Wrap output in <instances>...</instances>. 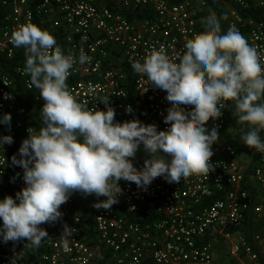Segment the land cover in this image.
Returning <instances> with one entry per match:
<instances>
[{
  "label": "built area",
  "instance_id": "2783aa9c",
  "mask_svg": "<svg viewBox=\"0 0 264 264\" xmlns=\"http://www.w3.org/2000/svg\"><path fill=\"white\" fill-rule=\"evenodd\" d=\"M0 0L4 15L0 25V56L13 60L12 70L0 63V116L10 113L11 128L0 124V136L11 135L12 144L0 145V199L25 187L23 169L12 163L28 136L39 127L24 102L22 90L43 102L39 90L30 87L24 75L25 50L14 47L11 34L31 20L42 29L58 34L57 43L71 51L77 63L67 84L78 100L89 108L105 109L110 98L116 120L138 118L145 124L164 123L170 103L167 93L150 85L131 67L155 46L164 44L170 55L184 53V44L202 31V11L207 0ZM224 3V32L235 26L254 45L264 60V0ZM81 50L90 60L79 63ZM264 66V65H262ZM40 106L38 117L41 122ZM131 105L133 112L128 113ZM218 126L220 138L211 158L215 170L209 176L193 175L180 183L156 178L147 190L120 181L123 195L111 210L93 205L105 197L72 194L61 205L63 217L44 224L49 236L39 248L24 246L26 240L4 243L0 239V264H263L264 260V153L254 148L239 151L233 144L234 129L228 125L226 109L206 127ZM264 138V137H262ZM12 150V151H11ZM146 153L137 152L134 164L142 168ZM17 173L19 175L17 176ZM15 178V179H13ZM247 184L262 198L253 205ZM249 213L254 230L244 231ZM72 227L68 250L63 249L64 223ZM3 221L0 219V225ZM257 226H263L257 230ZM217 243L224 245L225 262L219 261Z\"/></svg>",
  "mask_w": 264,
  "mask_h": 264
},
{
  "label": "clouds",
  "instance_id": "9594fccd",
  "mask_svg": "<svg viewBox=\"0 0 264 264\" xmlns=\"http://www.w3.org/2000/svg\"><path fill=\"white\" fill-rule=\"evenodd\" d=\"M221 19L226 17L215 12L202 18L203 31L186 40L180 56L160 44L142 61H130L135 73L167 93L170 107L164 123L169 127L164 130L138 118L116 120L110 98L101 100L106 110L89 108L66 82L76 55L65 53L50 31L31 20L13 30V46L25 50L23 74L44 104L42 127L28 128L19 157L12 156V163L23 169L26 186L15 197L0 199L4 243L26 240L24 246L39 248L49 236L41 225L61 220V205L75 192L105 197L93 206L111 210L123 195L121 180L146 191L159 177L171 184L209 176L215 170L212 146L220 134L218 126L209 130L206 124L218 120L224 109L231 110L237 124L246 125L241 141L264 153V60L235 26L224 32ZM89 60L81 50L79 63ZM126 111L133 112L131 105ZM11 120L10 113L0 116V124L9 128ZM12 143L11 135L0 136V145ZM141 146L146 158L137 168L134 160ZM72 234L65 222L60 235L65 251Z\"/></svg>",
  "mask_w": 264,
  "mask_h": 264
},
{
  "label": "trees",
  "instance_id": "16d2710c",
  "mask_svg": "<svg viewBox=\"0 0 264 264\" xmlns=\"http://www.w3.org/2000/svg\"><path fill=\"white\" fill-rule=\"evenodd\" d=\"M108 2L109 5V0H105ZM210 9L207 11H202L200 14L201 18L206 17L210 12H215L218 17L221 15L222 8L224 7V3H230V5L234 6L236 5L235 0H207ZM4 15V11L0 12V25H1V20ZM39 25V24H38ZM203 31V29H202ZM52 33V32H51ZM55 38L57 43L59 42L58 40V34L57 33H52ZM20 56H18L16 59L13 60H6L2 56H0V63L3 64L7 69L12 70L14 65L18 63ZM22 97L24 102H26L31 111H32V121L34 124H36L39 128L42 127L41 122L39 121L38 117V112L40 109V106L43 104V102L35 101L32 97H30L28 94H26L22 90ZM230 103V102H228ZM226 114L228 117V125L232 127L235 131L233 135V144L235 145L236 149L239 151H244L247 149V145H245L240 137L242 135V128L246 130V125H240L236 123V118L232 115L231 110L226 109ZM261 136L264 137V132L261 133ZM12 151V150H11ZM248 189L251 191L253 195V205L257 204L258 202L262 201L260 198H258V189L254 187V185L247 184ZM78 192H75L73 194L78 195ZM100 198V197H99ZM253 230V221H252V214L249 213V215L246 218L245 225H244V231L248 237H250L251 232ZM101 264H107L106 262V256L103 257ZM264 264V263H263Z\"/></svg>",
  "mask_w": 264,
  "mask_h": 264
},
{
  "label": "rangeland",
  "instance_id": "374dc122",
  "mask_svg": "<svg viewBox=\"0 0 264 264\" xmlns=\"http://www.w3.org/2000/svg\"><path fill=\"white\" fill-rule=\"evenodd\" d=\"M220 17H226V19H227L225 7L222 8ZM226 19H221L222 30L224 29V25H225V21L224 20H226ZM216 247H217L216 251H217V254H218L219 261H223L224 262V259H225V257H224V245L222 243H217Z\"/></svg>",
  "mask_w": 264,
  "mask_h": 264
},
{
  "label": "crops",
  "instance_id": "0c3cea01",
  "mask_svg": "<svg viewBox=\"0 0 264 264\" xmlns=\"http://www.w3.org/2000/svg\"><path fill=\"white\" fill-rule=\"evenodd\" d=\"M225 21V25H226V20H224ZM225 25H224V28H225ZM259 193V192H258ZM258 196V198H260V199H262L260 196H259V194L257 195ZM255 229H257V230H262L263 229V226H257V228H255ZM253 230H254V225H253ZM252 230V231H253ZM251 234H252V232H251ZM224 257H225V255H224ZM226 261V257H225V259H224V262ZM222 263H223V261H221ZM262 263H264V260L262 261Z\"/></svg>",
  "mask_w": 264,
  "mask_h": 264
}]
</instances>
